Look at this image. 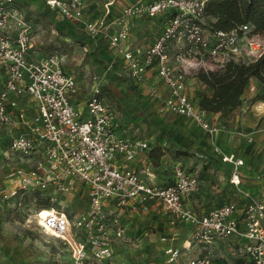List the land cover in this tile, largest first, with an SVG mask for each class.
Here are the masks:
<instances>
[{
	"label": "built area",
	"instance_id": "1",
	"mask_svg": "<svg viewBox=\"0 0 264 264\" xmlns=\"http://www.w3.org/2000/svg\"><path fill=\"white\" fill-rule=\"evenodd\" d=\"M40 1L62 20L83 23L88 35L107 38L127 63L129 78L135 83L150 82V72L156 69L169 93L164 97L151 87L159 111L181 116L210 136L218 127L187 95L186 74L193 69L218 70L231 58L256 61L264 54L262 35L252 33L248 26L208 38L203 22L206 0L138 1L123 9L114 34H100L96 23L85 21V0ZM167 14L169 19L150 47L129 49L132 18ZM0 69L5 73L0 88V134H5L9 152L25 158L30 166L19 170L0 192L1 202L18 208L26 201L37 203L25 222L63 241L72 264H113L112 248L121 233L115 232L110 221L118 222L125 211L152 205L161 207L172 225L177 220L193 226L181 247L170 243L168 236L160 238L165 264H177L193 245L204 248L234 238L246 240L241 251L249 264H264V199L251 198L240 215L237 204L226 203L198 216L187 202L199 191L200 179L184 165L175 166L171 184L163 186L148 183L122 165V159L136 158L149 150V144L129 140L120 132L97 78L85 108L78 107L74 100L77 83L63 71L59 54L38 57L33 52L31 26L17 0H0ZM26 96L35 113L19 110L18 99ZM211 150L230 164L231 183L239 185L243 159L225 154L216 144ZM81 191L89 199V210L71 217L58 207L60 196ZM34 194L46 200L47 207H40L37 197L27 200ZM184 264L218 263L210 255H201L188 256Z\"/></svg>",
	"mask_w": 264,
	"mask_h": 264
},
{
	"label": "rangeland",
	"instance_id": "2",
	"mask_svg": "<svg viewBox=\"0 0 264 264\" xmlns=\"http://www.w3.org/2000/svg\"><path fill=\"white\" fill-rule=\"evenodd\" d=\"M19 1L21 12L31 26L33 52L38 57L59 54L62 58L63 71L74 77L77 83L78 93L74 100L78 107L85 108L92 93V82L97 78L102 98L112 110L120 132L129 140H145L151 144V149L159 147L160 144L163 146L164 155L159 161V166H154L149 152L147 157L137 160L138 170L149 171L153 177L155 176L152 183L163 186L171 183L173 169L182 164L192 168L202 181L207 182L206 177L212 162L204 146L207 142L210 143V140L197 131L190 122L172 114L157 113V102L151 98L150 89L145 84L135 83L129 78L127 63L111 48L107 38L102 35L98 37L88 35L83 23H78V27L74 23L58 20L37 1L23 0L22 4ZM138 1L154 0H85V21L96 23L100 34L105 32L114 34L119 30L118 21L123 9ZM168 19L167 14L158 18L132 20L129 25L133 43L131 47L137 46L145 51L155 42ZM206 34L210 38L209 33ZM259 39L264 43V36ZM241 60L246 58L243 57ZM199 70H189L186 74V93L190 99L198 103L204 95L212 94L194 77ZM4 74L0 69V88ZM250 86L254 87L255 91H251L249 87L247 95L256 103L254 98L258 92L257 84L253 82ZM159 89L163 91L162 93L167 92L164 86ZM18 100L19 110H30L35 113L34 105L27 96ZM235 114L233 110L224 113L222 117L224 121L221 124L224 125L225 121L226 124L232 123V132L239 136L241 125L235 124ZM259 118L261 119L258 127L264 128V114ZM4 135L0 134V192L8 186L19 170H27L30 167L25 158L9 152ZM240 136L245 138L246 135ZM220 138L215 144L219 147L220 144L227 145L226 137L223 138L221 135ZM235 140L233 145L242 149L244 141L241 143L237 138ZM258 141L263 146L261 150H264V134ZM263 157L264 151L259 159ZM213 172L215 173V170ZM208 189L212 191L210 185L206 183L203 194L207 199L211 197ZM227 197L214 198L215 201H219L216 206L225 203ZM60 202L58 207L71 217L78 216L90 207L89 199L83 191L79 194L60 196ZM35 209L37 203L34 201L18 208L11 203H2L0 199V264H72L69 250L63 241L44 234L33 223L25 222L27 218L32 217ZM171 220L159 206L125 211L118 217V222L112 219L110 224L115 227V232L119 229L121 233V237L115 239L112 248V263L165 264L160 238L163 236L172 238L173 231L179 232L177 244L181 245L190 231L188 226L177 220L175 224L177 229L172 230L169 227L174 226L169 224ZM228 253L226 248L222 249V258H227L232 264L233 260Z\"/></svg>",
	"mask_w": 264,
	"mask_h": 264
},
{
	"label": "crops",
	"instance_id": "3",
	"mask_svg": "<svg viewBox=\"0 0 264 264\" xmlns=\"http://www.w3.org/2000/svg\"><path fill=\"white\" fill-rule=\"evenodd\" d=\"M33 1H37V3L39 2L40 5L43 6L44 9H46L48 12H51L46 8V6L40 0H33ZM22 2L23 0L19 1V3L21 4ZM19 8L22 11L21 6H19ZM51 13L54 14L58 20L61 19L57 13H53V12ZM136 19H140V18H132L129 22L130 25H131L132 20H136ZM75 25L78 26V24H75ZM132 44L133 43L131 41V34H130V38L128 41V47L131 49L139 48L137 46L132 48L131 47ZM170 53L171 55L173 54L172 49L170 50ZM150 76H151L150 82L142 83V84H145L146 86H148L149 89H151V87L154 86L158 89L159 93H161L162 96L164 97L168 96L169 94L168 90L166 86L164 85V83L157 76L156 69L151 70ZM161 86L165 87V90L167 91L166 93H162L163 91H160L159 87ZM247 94L245 96V99L242 101V104L238 108L233 110V112L236 113L234 117L236 121L235 124L239 123L241 125L240 134H245L246 135L245 138H242L240 134H238L239 136H237V133L234 134L235 132H232V128H233L232 123L229 122L226 124V121H225L224 125L221 124L224 121L222 119L224 114L222 113H218L216 115H210L211 122L215 126L218 127V131L213 136H210L205 131L195 126L191 121L181 116H177L167 111L160 112L159 102L154 97H151L154 99V101L157 102V107H156V109H158L156 110L157 113L172 114L174 116H177L181 120L190 122L193 126L197 128V131L201 132L202 135L206 136L208 140H210V143L207 142L206 145L204 146V148L206 149L207 155L211 158V162H212V165L210 166L211 169H209L208 176L206 177L207 182H205L204 180L202 181L200 177L198 176V174L192 170V168L185 166L188 170L196 174L200 179L199 191L194 196H192V198H190L189 201L187 202L188 208L191 209L198 216L204 215L208 211L218 208L226 203L237 204V206L239 207V215H240L242 213L243 207L251 198H254L257 200L264 199V157L259 159L260 157L263 156L264 150H261V147L263 146L261 142L258 141V139L260 140L261 136L264 134V128L262 126L260 128L258 127V122L261 119L259 117H261L264 114V102L256 101V103H254L253 101L249 99ZM247 109H250V111L248 112ZM221 135L223 138L226 137V143H227V145L225 146L220 144V148L223 150V152L228 155H234L238 158L243 159L244 161V166L241 168V172H240V184L239 185H234L231 183L230 164L224 163L219 155L212 153L211 149L213 148V145L217 143L216 141L221 139L220 138ZM235 138H237L238 141H241V143L242 141H244L243 142L244 146L242 149H239L237 146L233 145L234 143L233 141H236ZM159 146L163 147L161 146V144ZM150 150H151V144H149V150H147L146 152H143L140 155H137L136 158L132 160H125V159L121 160L122 165L129 167L135 170L136 172H138L140 175H142L143 178H145V180L148 183H152V180H155V176L153 177V175L149 171L142 172L140 169L138 170L137 169L138 165L136 164V162L137 160L143 157H147ZM146 170H149V169H146ZM214 170H215V173L213 172ZM173 172H174V169H173ZM173 176L171 178V182L173 180ZM206 183L209 184L210 188L212 189V191L208 189V193L210 192L209 195L211 196L208 199L203 194V188L205 187ZM214 190L217 191L219 194H217V192H215ZM215 194L217 196H215ZM219 196H228L227 197L228 199L222 205L216 206V204L219 201L217 200L215 201L214 198L218 199ZM155 206L156 205H152L149 209L156 208L157 206L156 207ZM169 224L172 225L171 223ZM186 226H188L190 229L189 233H187V236H186L187 239H185L181 245H178L177 244L178 237H180L179 232L173 231L174 232L172 234L173 237L172 238L169 237L170 243H172L174 246L181 247L183 246V244H185L189 240L192 234L193 226L191 225H186ZM169 227L172 230L177 229L176 225H174L173 227L172 226H169ZM245 243H246V240L244 239L240 240V239L234 238L228 243L227 242L216 243L212 246H206L204 248L201 246L193 245L190 252H187V253L184 252L182 258L177 262V264H184L187 261L188 256L194 257V256H201V255L202 256L210 255L214 259V261L218 264L220 263L230 264L228 259L222 258V255H221L222 249H225V248L229 252L228 255H230V257L233 260L232 264H237L238 262L240 264L241 263L249 264L247 260L242 257L243 254H242L241 249Z\"/></svg>",
	"mask_w": 264,
	"mask_h": 264
},
{
	"label": "trees",
	"instance_id": "4",
	"mask_svg": "<svg viewBox=\"0 0 264 264\" xmlns=\"http://www.w3.org/2000/svg\"><path fill=\"white\" fill-rule=\"evenodd\" d=\"M203 22L209 34L230 33L248 26L252 33L264 36V1L206 0ZM194 77L212 92L211 95H204L198 103L210 115L224 114L238 108L253 82L258 87L254 101L264 102V54L256 61L231 58L222 68L200 69ZM162 150L160 146L150 150V158L156 167L164 155ZM36 195L39 194L27 200L37 197L40 207H47L46 200Z\"/></svg>",
	"mask_w": 264,
	"mask_h": 264
}]
</instances>
